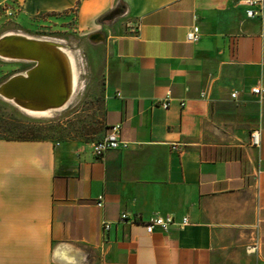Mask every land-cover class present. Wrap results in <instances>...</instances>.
<instances>
[{"label": "crops", "instance_id": "obj_1", "mask_svg": "<svg viewBox=\"0 0 264 264\" xmlns=\"http://www.w3.org/2000/svg\"><path fill=\"white\" fill-rule=\"evenodd\" d=\"M16 3L21 20L74 12L101 33L99 137L119 123L129 143L96 155L91 141L0 137V264H264V94L251 89L264 87V13L243 0ZM166 213L189 222L145 230Z\"/></svg>", "mask_w": 264, "mask_h": 264}, {"label": "rangeland", "instance_id": "obj_2", "mask_svg": "<svg viewBox=\"0 0 264 264\" xmlns=\"http://www.w3.org/2000/svg\"><path fill=\"white\" fill-rule=\"evenodd\" d=\"M16 0H0V35L20 32L58 40L74 62L76 74L67 103L48 113L26 110L0 94V122L36 120L45 132L44 139L91 141L102 132L104 115L103 71L107 57L105 43L90 39L78 28L74 12L19 17ZM31 61L0 56V83L10 75L25 71Z\"/></svg>", "mask_w": 264, "mask_h": 264}, {"label": "water", "instance_id": "obj_3", "mask_svg": "<svg viewBox=\"0 0 264 264\" xmlns=\"http://www.w3.org/2000/svg\"><path fill=\"white\" fill-rule=\"evenodd\" d=\"M99 40V31L89 34ZM0 56L28 60L32 65L0 83V94L30 111H51L63 107L72 94L68 53L58 40L20 32L0 35Z\"/></svg>", "mask_w": 264, "mask_h": 264}, {"label": "built area", "instance_id": "obj_4", "mask_svg": "<svg viewBox=\"0 0 264 264\" xmlns=\"http://www.w3.org/2000/svg\"><path fill=\"white\" fill-rule=\"evenodd\" d=\"M247 5L245 8V14L248 17L261 16L264 13V0H243ZM200 36V29L198 24H192L189 29L186 31V39L188 41H196ZM253 92L264 94V87L252 86ZM234 95V92L232 93ZM169 101L167 98L161 101V105L167 107ZM120 124L114 123L109 126V129L101 136L96 139L91 140L90 145L91 149L96 155H102L106 150L111 148H121L128 145L127 140H123L120 135ZM259 129L255 128L250 131V143L258 146L259 145ZM176 144H173L172 147L175 148ZM97 205L103 203L102 196H98ZM127 216L125 213H122L119 216V220H126ZM131 221H135L134 217L130 218ZM189 218L187 215H183L179 220H176L171 214H154L147 218L144 221L145 230L147 232H152L155 229L167 230L171 224H176L178 227H184L188 224ZM109 222L105 221L104 228H108Z\"/></svg>", "mask_w": 264, "mask_h": 264}, {"label": "trees", "instance_id": "obj_5", "mask_svg": "<svg viewBox=\"0 0 264 264\" xmlns=\"http://www.w3.org/2000/svg\"><path fill=\"white\" fill-rule=\"evenodd\" d=\"M36 120L0 122V137L16 139H44L46 134Z\"/></svg>", "mask_w": 264, "mask_h": 264}, {"label": "bare ground", "instance_id": "obj_6", "mask_svg": "<svg viewBox=\"0 0 264 264\" xmlns=\"http://www.w3.org/2000/svg\"><path fill=\"white\" fill-rule=\"evenodd\" d=\"M68 57H69L70 66H71V80H72V88H73L76 74L74 72V62H73V59L69 55H68ZM32 112H34V111H32ZM35 112L36 113H43V114H45V113H48L49 111L44 110V111H35Z\"/></svg>", "mask_w": 264, "mask_h": 264}]
</instances>
